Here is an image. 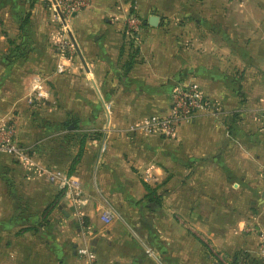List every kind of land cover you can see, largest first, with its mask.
Returning <instances> with one entry per match:
<instances>
[{
    "label": "crops",
    "instance_id": "1",
    "mask_svg": "<svg viewBox=\"0 0 264 264\" xmlns=\"http://www.w3.org/2000/svg\"><path fill=\"white\" fill-rule=\"evenodd\" d=\"M64 25L85 64L52 0H0V118L82 191L0 155V264H264V0H92ZM191 81L210 107L175 138L129 129Z\"/></svg>",
    "mask_w": 264,
    "mask_h": 264
},
{
    "label": "built area",
    "instance_id": "2",
    "mask_svg": "<svg viewBox=\"0 0 264 264\" xmlns=\"http://www.w3.org/2000/svg\"><path fill=\"white\" fill-rule=\"evenodd\" d=\"M55 22L62 25L64 37L57 41L58 47L63 54L74 52V45L67 34L65 22L73 14H76L91 6L92 0H52ZM64 17V21L62 17ZM143 22L138 18L129 21L127 35L130 39H136ZM59 73L64 72V67L59 66ZM49 100V94L43 82L37 80L31 93L27 98L29 105L43 104ZM263 107L259 114L258 121L264 124V98ZM171 109L167 115L152 116L142 122L131 126V131L140 130L149 135H156L165 139L175 138L179 128L184 124H190L195 119L198 112L208 109L210 106L205 103L201 86L194 81L179 84L171 92ZM34 149L20 145L18 138V128L14 118H0V155H7L17 160L22 166L36 168L46 174L49 181L56 184L65 192L66 198L74 203H82L81 187L79 181L67 172L54 168H44L34 161ZM103 221L109 224L111 216L105 213ZM86 240V234L83 235ZM78 255L85 261V264H97V259L92 249L84 245L78 249ZM262 252L264 254V234L262 235Z\"/></svg>",
    "mask_w": 264,
    "mask_h": 264
},
{
    "label": "water",
    "instance_id": "3",
    "mask_svg": "<svg viewBox=\"0 0 264 264\" xmlns=\"http://www.w3.org/2000/svg\"><path fill=\"white\" fill-rule=\"evenodd\" d=\"M74 16H75V14H74ZM61 17H62V20L64 21V17L63 16H61ZM159 23H160V17L153 16V17H151L149 19V25H151L152 27H157L159 25ZM70 39H71V41H72V43L74 45V48L78 52L83 64H85V62L83 60V56H82L81 51L79 49V46L77 45V42L75 41V38L71 34H70Z\"/></svg>",
    "mask_w": 264,
    "mask_h": 264
},
{
    "label": "rangeland",
    "instance_id": "4",
    "mask_svg": "<svg viewBox=\"0 0 264 264\" xmlns=\"http://www.w3.org/2000/svg\"><path fill=\"white\" fill-rule=\"evenodd\" d=\"M33 156H37V155H35V153H34Z\"/></svg>",
    "mask_w": 264,
    "mask_h": 264
}]
</instances>
